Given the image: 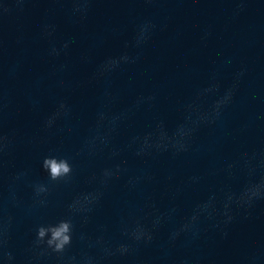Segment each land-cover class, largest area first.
I'll list each match as a JSON object with an SVG mask.
<instances>
[{"label": "clouds", "instance_id": "1", "mask_svg": "<svg viewBox=\"0 0 264 264\" xmlns=\"http://www.w3.org/2000/svg\"><path fill=\"white\" fill-rule=\"evenodd\" d=\"M29 2L32 0H0V58L4 47L3 20L13 11L22 13L24 5ZM52 2L59 3L62 0H52ZM69 2L72 4L71 18L74 21H81L87 18L96 0H69ZM146 2L150 3L152 0ZM243 3L244 0H240V4ZM156 29V23L150 19L144 20L136 26L131 40L124 42L122 51L104 57L95 65L88 82L104 84L103 102L95 112L93 123L88 127L77 155L93 158L106 153L109 159L115 161L122 153L131 152L141 160L164 155L175 159L198 151L197 141L203 128L223 124L224 111L233 102L240 78L245 74L244 69L235 74L233 83L223 91L216 75L213 74L208 86L199 89L190 101L181 106L180 115L174 123L169 125L163 119L157 120L149 130L130 136L122 147L116 146L115 141L122 128L131 122L142 107H154L157 95L140 94L135 97L131 105L118 108L116 105L119 103V95L112 88V77L124 66L134 65L140 60L144 46L150 41ZM56 31L57 26L51 22L43 23L40 28L41 37L50 44L48 55L59 58L68 54L75 41L73 38H68L57 42ZM208 34L205 32V38ZM20 42L18 39L17 43ZM81 59L84 63L90 61V57L86 55ZM66 68V64L59 66L60 71ZM210 95L216 96V99L205 107L204 103ZM6 107L2 80H0V182L4 178V157L10 153L14 143V134L5 133L3 129V114ZM71 115V105L66 98H61L56 102L54 110L45 117L43 128L45 131H51L53 128L62 131L63 129L58 127V122L69 119ZM248 127L244 125L241 130H246ZM41 167L47 174V180L34 181L29 186L33 194V207L45 208L48 205L52 186L61 183L70 184L74 169L68 157L58 154L44 156ZM28 174V170H23L10 177V200L16 206L19 204L15 194L16 182L26 178ZM205 174H223L227 183L194 201L187 214L181 215L180 209L175 204L160 209L149 196L147 198L149 202L145 206L149 210L121 227L122 236L130 242L111 244L101 234L94 239L88 237L87 247L79 255H68L76 234L75 218H81V226L89 223L90 214L100 206L105 191L113 181L125 178L126 187L129 189H139L145 184L157 182L156 175L147 169L130 173L127 161L124 160L104 167L99 175L94 174L88 179L89 184H96L97 187L78 194L67 205V213L64 217L55 223H41L35 226V237L25 250L27 264H39L42 258L52 255L61 261L66 259V264H100L101 260L135 255L141 248L156 244L158 234L167 225L171 226L165 241L169 248H174L178 243L184 246L195 244L209 231H214L221 238H227L231 226L238 221L251 219L257 203L264 201V149L239 150L234 157L225 159L219 168L210 169ZM204 178V175L184 178L177 184L170 198L175 200L185 188L199 185ZM167 179L172 180L173 177L169 175ZM13 220L11 213L5 216L3 196L0 193V264H16V255L10 248ZM78 238L81 241L86 239L83 233ZM260 259V256L253 252L246 258L245 264H259ZM180 264H193V262L185 258Z\"/></svg>", "mask_w": 264, "mask_h": 264}]
</instances>
